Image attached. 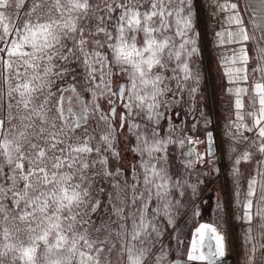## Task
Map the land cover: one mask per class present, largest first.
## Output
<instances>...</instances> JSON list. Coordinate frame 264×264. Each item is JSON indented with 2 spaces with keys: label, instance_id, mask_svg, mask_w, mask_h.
<instances>
[{
  "label": "snow or ice",
  "instance_id": "obj_1",
  "mask_svg": "<svg viewBox=\"0 0 264 264\" xmlns=\"http://www.w3.org/2000/svg\"><path fill=\"white\" fill-rule=\"evenodd\" d=\"M233 258L264 264V0H0V264Z\"/></svg>",
  "mask_w": 264,
  "mask_h": 264
},
{
  "label": "crops",
  "instance_id": "obj_2",
  "mask_svg": "<svg viewBox=\"0 0 264 264\" xmlns=\"http://www.w3.org/2000/svg\"><path fill=\"white\" fill-rule=\"evenodd\" d=\"M207 20L205 18V54L207 57L208 61V68L209 70L213 73V76H210L209 81H208V86L205 89L204 92V100H203V105H206L207 107L204 108L205 112H211L212 118L215 120H218L221 124L223 123V120L220 119L223 115L224 108H223V99L219 95L218 90L215 88V85L218 83V81L215 80L214 78V72H215V61L213 59L216 47L211 43L212 37L210 32L207 29ZM195 175L193 176V178ZM230 181V180H229ZM225 184V182H224ZM227 185V184H226ZM230 186H231V181H230ZM208 200V198L203 199V206L201 207V216L199 217H191L189 216L187 218L188 222L187 224H182L183 232L187 235L190 234L194 228L198 225V223L202 221H209L212 222L215 216V213L212 209V206L208 211L206 210L205 202ZM213 201V199H212ZM213 205V204H212ZM233 264H237L236 258H233Z\"/></svg>",
  "mask_w": 264,
  "mask_h": 264
},
{
  "label": "rangeland",
  "instance_id": "obj_3",
  "mask_svg": "<svg viewBox=\"0 0 264 264\" xmlns=\"http://www.w3.org/2000/svg\"><path fill=\"white\" fill-rule=\"evenodd\" d=\"M211 115V112H208ZM212 117V115H211ZM187 119H192L190 116L187 117ZM200 151H203V145L199 147ZM225 172L223 175L217 176L215 173L209 172L208 175H204L199 177V179L204 178V183L200 184V188L203 190V195L201 197V200L206 198H212L213 199V205L212 209L215 213V204L217 201V197H223V194L225 192L226 186L230 188V178H227V162H225L224 165ZM201 171H208L206 169H202ZM197 177L195 176L193 180L195 181ZM225 182V184H224ZM227 184V185H226ZM200 206H203V201Z\"/></svg>",
  "mask_w": 264,
  "mask_h": 264
},
{
  "label": "trees",
  "instance_id": "obj_4",
  "mask_svg": "<svg viewBox=\"0 0 264 264\" xmlns=\"http://www.w3.org/2000/svg\"><path fill=\"white\" fill-rule=\"evenodd\" d=\"M212 204H213L212 198H208V200L205 202V206L207 208L206 209L207 211H208V209L211 208Z\"/></svg>",
  "mask_w": 264,
  "mask_h": 264
},
{
  "label": "water",
  "instance_id": "obj_5",
  "mask_svg": "<svg viewBox=\"0 0 264 264\" xmlns=\"http://www.w3.org/2000/svg\"><path fill=\"white\" fill-rule=\"evenodd\" d=\"M201 180H202V183H204V178H201ZM202 222H209V221H202ZM202 222H200V223H202Z\"/></svg>",
  "mask_w": 264,
  "mask_h": 264
},
{
  "label": "built area",
  "instance_id": "obj_6",
  "mask_svg": "<svg viewBox=\"0 0 264 264\" xmlns=\"http://www.w3.org/2000/svg\"><path fill=\"white\" fill-rule=\"evenodd\" d=\"M229 264H233V259L231 261H229Z\"/></svg>",
  "mask_w": 264,
  "mask_h": 264
}]
</instances>
